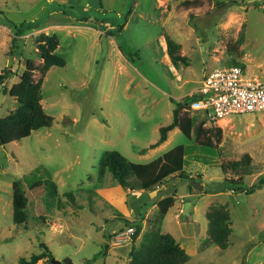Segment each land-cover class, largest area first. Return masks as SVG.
<instances>
[{
  "label": "rangeland",
  "instance_id": "1",
  "mask_svg": "<svg viewBox=\"0 0 264 264\" xmlns=\"http://www.w3.org/2000/svg\"><path fill=\"white\" fill-rule=\"evenodd\" d=\"M185 1L196 4L186 8L180 5ZM13 25H23V33L16 36L11 56ZM43 33L58 36L56 53L66 60L44 77L36 52ZM166 37L183 45L188 65L172 63ZM232 60L247 75L264 78V0H0V73L13 71L10 83L42 79L41 101L54 118L51 127L0 146V264H17L45 246L60 261L85 264L105 244L111 254H100L90 264H131L130 251L145 233L159 228L178 237L183 222H193L196 229L183 243L190 255L186 264H264V184L252 194L227 193L221 189L233 171L190 161L185 169L193 180L171 178L156 192L159 199L176 195V205L162 223L159 210H152L142 236L120 247L114 236L128 227L120 210L132 207L138 218L146 216L148 202L138 203L135 196L153 191L135 193L121 188L110 172L102 179L98 173L107 150L146 163L178 145L209 140L218 146L219 163L250 155L251 178L246 176L245 184L251 185V179L258 183L264 177V112L208 123L201 112L183 105L179 117L193 119L196 126L204 122L200 132L191 138L171 132L164 148L139 153L160 137V127L172 122L176 104ZM17 107L15 97L0 86V118ZM39 166L57 191L51 192L52 186L46 191L26 188L28 219L15 224L13 183ZM192 182L204 189L192 187L190 196L179 197ZM182 199L196 204V212L185 214ZM221 205L227 206L233 229L226 249L211 244L206 216L212 206ZM38 263L48 264L47 258Z\"/></svg>",
  "mask_w": 264,
  "mask_h": 264
},
{
  "label": "trees",
  "instance_id": "2",
  "mask_svg": "<svg viewBox=\"0 0 264 264\" xmlns=\"http://www.w3.org/2000/svg\"><path fill=\"white\" fill-rule=\"evenodd\" d=\"M187 2L191 1H186ZM216 6H226L225 3H218ZM23 26V25H22ZM16 27L15 36L9 49V55L15 54L17 47V37L23 33V28ZM21 28V29H20ZM122 28V27H121ZM168 54L173 64L182 62L188 65V57L181 53V45L171 37H166ZM59 38L56 34H41L37 38V54L42 59V76L55 66L63 67L66 60L56 53L59 46ZM230 65H239L236 61H230ZM13 71L5 68L0 73V86L3 91L15 97L18 107L7 116L0 118V146H5L11 142L30 136L35 130L52 126L54 118L49 115L42 104V82H32L21 79L10 89L5 84L13 76ZM196 98L191 95L176 104L173 110V120L168 125L160 128V137L151 145V148L159 146L168 136V132L179 126L181 131L189 138L194 131L200 132L204 122L196 126L193 119H181L179 117V107L189 106ZM217 142H221V128H217ZM219 150L217 144L214 145L209 140L195 142L193 145H178L165 152L158 158L146 162L138 163L129 160L117 150L105 151L99 161V178L102 179L106 172H110L116 182L124 189L136 191L144 190L150 192L160 185H164L171 178L191 181L193 177L187 173L185 167L190 161H196L205 165L219 166L225 172L226 169L234 172V177H226L225 185L221 190L244 191L245 176L249 171L250 155L245 154L242 159L219 163ZM249 165V166H248ZM42 167H37L23 177V180H16L13 183V221L15 224H23L28 219L29 197L27 189L34 190L43 188L45 191L53 187L51 192L57 191V185L52 181L46 183V179L41 175ZM227 174V173H226ZM202 175H199L201 177ZM264 183V177L256 184L246 189L248 194L253 193ZM25 187V188H24ZM27 188V189H26ZM192 188V184H190ZM49 191V192H50ZM175 194L167 196L158 201L160 223L167 215L169 209L174 205ZM147 204V207L150 203ZM208 232L211 244L226 249L229 246V239L233 232L231 227V214L226 205L212 206L207 214ZM143 217L134 220L126 219L128 227L135 226L134 238H137L142 231ZM137 220V221H136ZM139 221V222H138ZM122 230V229H121ZM108 245L105 244L102 251L92 259H87L85 264H90L100 254H107ZM53 254L45 246L41 253L32 254L29 258H22L17 264H37L40 259L47 258L48 264L51 263ZM131 264H186L190 255L185 248L177 242L176 238L170 233H164L159 228L153 229L143 235L139 246H133L130 251Z\"/></svg>",
  "mask_w": 264,
  "mask_h": 264
},
{
  "label": "built area",
  "instance_id": "3",
  "mask_svg": "<svg viewBox=\"0 0 264 264\" xmlns=\"http://www.w3.org/2000/svg\"><path fill=\"white\" fill-rule=\"evenodd\" d=\"M195 96L189 107L202 112L209 123L232 114L264 112V78L247 75L239 65L216 68L202 81ZM135 232L133 226L118 230L114 243H131Z\"/></svg>",
  "mask_w": 264,
  "mask_h": 264
},
{
  "label": "crops",
  "instance_id": "4",
  "mask_svg": "<svg viewBox=\"0 0 264 264\" xmlns=\"http://www.w3.org/2000/svg\"><path fill=\"white\" fill-rule=\"evenodd\" d=\"M195 2V1H194ZM194 2H187V4H185L186 3V1H185V3H181L180 5L181 6H183V7H186V8H189V7H191V6H193V5H195L196 3H194ZM195 16V15H194ZM192 17H190V19H191ZM189 19V20H190ZM174 25V24H173ZM187 25V24H186ZM188 25L189 26H191L190 24H189V22H188ZM187 25V26H188ZM214 25V24H213ZM219 25V24H218ZM220 25H222V26H225V24L223 23V22H221L220 23ZM192 27V26H191ZM124 28V27H123ZM123 28H120L119 30H118V32H120ZM98 32H100V30H98ZM114 35L115 34H112L111 36H108V37H111V38H113L114 37ZM178 43V42H177ZM180 45H181V53L183 54V55H185V56H187L186 54H184L183 53V51H182V48H183V45L181 44V43H179ZM118 48L120 49V53L123 55V56H125L126 54L123 52V50H122V48H121V46H118ZM121 55V56H122ZM188 57V56H187ZM170 58V57H169ZM189 58V57H188ZM171 60V59H170ZM2 72V71H1ZM14 75V74H13ZM12 78H13V76L9 79V81H12ZM7 82L6 84H5V86L8 88V89H10L14 84H15V82H12V83H10V82ZM20 81V80H19ZM17 83V82H16ZM2 87V86H1ZM3 88V87H2ZM197 89L198 88H195L192 92H191V94L192 95H195V93H196V91H197ZM191 96V95H190ZM198 112H200V111H198ZM202 113V112H201ZM203 114V113H202ZM209 123V122H208ZM161 128V127H160ZM179 132V131H181V129H180V127L179 126H177V127H175L174 129H172V130H170L169 132H168V136H167V139L163 142V143H161L159 146H157V147H154V148H151V145L152 144H154L155 142H153V143H150L148 146H147V148H143V149H141L140 151H139V153H146V152H148V150H154V151H158V150H160L161 148H164V146L165 145H167V143L169 142V139H170V134H171V132ZM154 153H156V152H154ZM250 171V170H249ZM249 171H248V173H247V175L249 174ZM246 175V176H247ZM245 176V177H246ZM248 177V176H247ZM248 178H251V177H248ZM262 179V178H261ZM260 179V180H261ZM246 180V178L244 179V181ZM259 180V179H258ZM259 180V181H260ZM246 183V182H245ZM253 184H256V182H254L252 179H251V185H253ZM264 184V183H263ZM263 184H261V185H263ZM251 185H246L245 184V187H250ZM122 188V187H121ZM164 188V185H160V186H158V187H156L154 190H152L153 191V193H152V195H148V194H142V195H137L136 194V200H139L138 201V203H140V202H144L145 200L148 202V203H150V205L147 207V211H146V216H144V219H143V226H142V233H141V236H142V234H143V232H144V228H145V223H146V220L149 218V216H150V214H152L154 211H152V210H154V209H157V210H159V207H158V201L160 200L159 199V195H157L156 196V192L157 191H162V189ZM247 188H245V190L244 191H239V192H244V193H247V192H245L246 191V189ZM124 189V188H123ZM258 189V188H257ZM256 189V190H257ZM255 190V191H256ZM131 191V190H130ZM151 191V192H152ZM254 191V192H255ZM133 192H139V194L141 193V192H147V191H144V190H136V191H133ZM231 192H233L232 194H236L237 192H235V191H233V190H228L227 191V193H231ZM253 192V193H254ZM190 193H192V190H191V188H190V185H189V187L188 188H186V193L185 194H183V195H180L179 197H181V198H186L187 196H190L191 194ZM252 194V193H251ZM183 201H184V203H186L187 202V200H184V199H182ZM238 204H239V202H238ZM175 205H176V196H175V202H174V205L172 206V207H175ZM171 207V208H172ZM170 208V209H171ZM170 209H169V211H170ZM189 209L190 210H194V213L196 212V210H197V205L196 204H193V202L192 201H190V207H189ZM119 210H120V208H119ZM122 213L121 214H123L122 216V218H124V219H129V220H132V219H134V218H137L138 217V215L136 216V214L134 213L135 212V210L133 211V209H132V207H131V209H127L126 210V212L124 211V210H120ZM168 211V212H169ZM131 213H133V214H131ZM168 214V213H167ZM185 214H188V213H185ZM188 215H190V214H188ZM115 216V215H114ZM166 217V216H165ZM164 217V218H165ZM164 220V219H163ZM162 220V221H163ZM162 223V222H161ZM184 223V225H179L180 226V235L178 236V237H176V236H174L175 238H176V240H177V242H179L180 244H181V246L183 247V248H185V246H184V244L183 243H185L187 240H191L192 238V231H194L195 232V227H193V222H183ZM181 224V223H180ZM182 226H184V227H182ZM184 230H185V232H189L188 234V236L186 237V235H184L182 232H184ZM171 234V233H170ZM186 238V239H185ZM124 246V245H123ZM121 247V246H120ZM111 254V250H109L108 251V253H107V255H110Z\"/></svg>",
  "mask_w": 264,
  "mask_h": 264
},
{
  "label": "water",
  "instance_id": "5",
  "mask_svg": "<svg viewBox=\"0 0 264 264\" xmlns=\"http://www.w3.org/2000/svg\"><path fill=\"white\" fill-rule=\"evenodd\" d=\"M11 62H13L12 59H11ZM192 187L199 190V191H202L204 189V186L198 182H192ZM189 207H190V202H186L185 206H184V210H183L184 213H188ZM51 263L52 264H73L71 259H65L64 261H60V260L56 259L55 257L51 258Z\"/></svg>",
  "mask_w": 264,
  "mask_h": 264
}]
</instances>
